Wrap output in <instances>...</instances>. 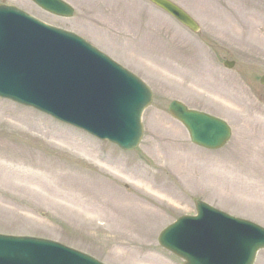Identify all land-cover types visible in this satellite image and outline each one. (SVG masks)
<instances>
[{"label":"rangeland","instance_id":"obj_1","mask_svg":"<svg viewBox=\"0 0 264 264\" xmlns=\"http://www.w3.org/2000/svg\"><path fill=\"white\" fill-rule=\"evenodd\" d=\"M64 1L73 16L49 14L30 0L4 2L85 37L142 79L153 100L142 114L139 145L123 151L0 98V233L51 239L104 264H183L157 237L180 216L195 212L194 197L264 227V85L259 82L264 0H204L210 2V18L194 8L197 1L171 0L199 24L198 35L148 0ZM226 60L234 62L232 68L224 67ZM191 86L196 90L187 92ZM173 100L225 120L230 139L218 150L194 146L167 110ZM156 150L164 156L157 159ZM173 158L180 161L181 173L173 169ZM108 161L166 194L146 196L135 181L106 166ZM99 170L110 198L101 199L110 200L113 213L88 212L77 188L90 179L85 173L99 177ZM110 192L133 195L149 211L139 212L123 229L129 239L123 246L113 238L122 230L112 222L124 215L125 202L115 201ZM120 250L131 257L120 258ZM254 264H264V249Z\"/></svg>","mask_w":264,"mask_h":264},{"label":"water","instance_id":"obj_2","mask_svg":"<svg viewBox=\"0 0 264 264\" xmlns=\"http://www.w3.org/2000/svg\"><path fill=\"white\" fill-rule=\"evenodd\" d=\"M33 1L53 13L72 14V9L59 0ZM150 1L191 29L198 28L169 0ZM225 65L231 67L233 63ZM92 88L111 103L101 113L115 122L97 125L79 112L81 99L82 106L86 99L82 89ZM0 97L132 150L141 139V113L151 102L152 92L134 74L74 33L50 26L17 7L0 4ZM168 110L186 127L196 145L218 149L230 137L229 126L217 117L188 109L178 101H172ZM194 203L197 215L181 217L163 229L159 244L184 259L183 264H253L256 252L264 249V228L196 198ZM0 264L101 263L53 241L0 234Z\"/></svg>","mask_w":264,"mask_h":264},{"label":"bare ground","instance_id":"obj_3","mask_svg":"<svg viewBox=\"0 0 264 264\" xmlns=\"http://www.w3.org/2000/svg\"><path fill=\"white\" fill-rule=\"evenodd\" d=\"M197 1V3L194 4V8H196L197 10L201 11V10H205V12H208L207 17H213L214 15L211 13V8H210V2H206L204 0H194ZM204 12V11H203ZM233 25V24H232ZM233 28L235 29V33L237 32L236 26L233 25ZM234 32V30H233ZM242 32V27L240 26V30L238 32V34H240ZM187 92L190 91H195L196 87L191 86V87H186L185 89ZM164 152L161 150H156L155 154L157 159L160 157H163ZM172 158V156L170 157ZM106 159L101 160V162H105ZM175 167H173V169H176V172L181 173L182 172V166L179 163L180 161L178 159L173 158ZM108 163L111 165H106L108 167H112V169L117 170L118 172L122 173L125 175V177H129L130 179H132L133 181L136 182V186L139 190H143L144 194L146 196H155L156 198H159V196L166 194L165 192H163L162 190L156 188L155 186L152 187H148L147 181L146 179H144L142 176H139L137 173H133L131 172L132 170H128L125 171L123 169L118 168L117 166H115L116 164L114 162H109ZM100 172H98V176H95L94 174H90V173H85V177L90 176V179H87V181H80V183L82 184L81 186L77 187L78 189H80V191H82L83 196L86 197L85 202L87 203V211H92L95 213H101L102 209L105 208L108 212L110 211V213H113L115 210H112L111 207H109L108 202L110 200H105L104 202H102L101 196H103L105 198L108 197L109 198V192L107 191L105 185H107L106 182H104V176H102V174L100 175V173H102L101 170H99ZM86 180V179H85ZM105 183V184H104ZM86 184V185H85ZM76 187V185L74 186ZM145 187V188H144ZM114 192V191H113ZM110 192V196H113V199L115 201L121 202L124 201L125 203L122 206L123 212L121 214L122 218L116 219L114 220V222H112L113 224H115L116 226L119 227V229L122 230V232H120L118 235H115L113 238L116 239L119 242L125 241V240H129L128 238H126L123 234L124 230L126 228H129L131 225V222L134 221V219H136V215H138L139 212H144L143 214H148V209H144L143 206L144 204L138 202L136 203L135 201V197L133 195L128 194L126 195H118L116 193ZM110 199V198H109ZM105 202H107L106 204H104ZM145 207V206H144ZM101 208V209H100ZM97 216H99L98 214H96ZM139 222V220H137ZM136 224V221H135ZM138 224H142V222L138 223ZM141 226V225H138ZM145 235L147 233H144ZM121 246L125 245L123 242L121 244H119ZM118 256L120 258L123 259H128L129 257H131L129 252H126L125 250H120L118 253Z\"/></svg>","mask_w":264,"mask_h":264},{"label":"flooded vegetation","instance_id":"obj_4","mask_svg":"<svg viewBox=\"0 0 264 264\" xmlns=\"http://www.w3.org/2000/svg\"><path fill=\"white\" fill-rule=\"evenodd\" d=\"M197 35V34H196Z\"/></svg>","mask_w":264,"mask_h":264}]
</instances>
